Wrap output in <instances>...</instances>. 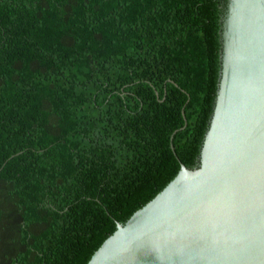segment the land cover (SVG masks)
I'll list each match as a JSON object with an SVG mask.
<instances>
[{
    "label": "trees",
    "instance_id": "1",
    "mask_svg": "<svg viewBox=\"0 0 264 264\" xmlns=\"http://www.w3.org/2000/svg\"><path fill=\"white\" fill-rule=\"evenodd\" d=\"M226 8L0 0V264H88L200 167Z\"/></svg>",
    "mask_w": 264,
    "mask_h": 264
},
{
    "label": "water",
    "instance_id": "2",
    "mask_svg": "<svg viewBox=\"0 0 264 264\" xmlns=\"http://www.w3.org/2000/svg\"><path fill=\"white\" fill-rule=\"evenodd\" d=\"M221 45L200 167L180 163L88 264H264V0H227Z\"/></svg>",
    "mask_w": 264,
    "mask_h": 264
}]
</instances>
